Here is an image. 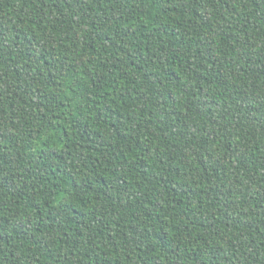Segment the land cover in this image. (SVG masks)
Masks as SVG:
<instances>
[{
	"label": "trees",
	"instance_id": "1",
	"mask_svg": "<svg viewBox=\"0 0 264 264\" xmlns=\"http://www.w3.org/2000/svg\"><path fill=\"white\" fill-rule=\"evenodd\" d=\"M0 264H264V0H0Z\"/></svg>",
	"mask_w": 264,
	"mask_h": 264
}]
</instances>
